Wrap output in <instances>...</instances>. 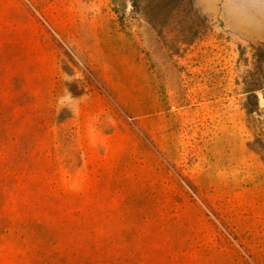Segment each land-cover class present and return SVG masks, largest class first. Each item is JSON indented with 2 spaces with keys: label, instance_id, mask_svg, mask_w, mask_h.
<instances>
[{
  "label": "rangeland",
  "instance_id": "obj_1",
  "mask_svg": "<svg viewBox=\"0 0 264 264\" xmlns=\"http://www.w3.org/2000/svg\"><path fill=\"white\" fill-rule=\"evenodd\" d=\"M0 264H264V0H0Z\"/></svg>",
  "mask_w": 264,
  "mask_h": 264
}]
</instances>
